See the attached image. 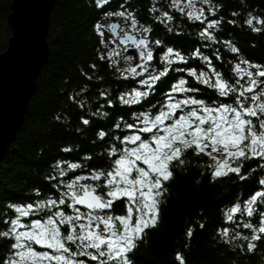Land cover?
<instances>
[{
  "label": "snow or ice",
  "instance_id": "1",
  "mask_svg": "<svg viewBox=\"0 0 264 264\" xmlns=\"http://www.w3.org/2000/svg\"><path fill=\"white\" fill-rule=\"evenodd\" d=\"M112 3L94 0V10L120 18L124 29L97 22L93 30L101 46L112 48L97 59L114 68L119 94L114 101L110 82L98 92L106 103L97 100L99 107L87 112L78 97L88 95L90 87L69 97L83 125L76 133L95 129L89 143L98 151L61 147V153H75L76 159L50 162V171L27 202L0 201V264H136L135 253L161 223L168 185L177 167L187 166L189 152L207 158L202 175L213 181L235 177L233 184L244 185L254 178L247 198L238 193L221 209L213 235L225 245L242 242L238 250L255 254L264 241V61L249 60L233 39L222 37L224 24L236 26L237 13L222 20V5L214 6L212 0H169L164 8H148L155 19L145 26L132 0H120L116 10L105 11ZM178 17L197 28L187 37L196 41L187 53L167 38L152 39L155 25H171L165 32L182 36L174 31ZM243 25L264 35V15L249 12ZM89 67L98 71L95 63ZM81 74L93 82L91 75ZM116 107L130 114L121 112L109 127V109ZM249 163L254 164L251 177L244 171ZM206 225L204 220L198 227L202 231ZM195 231V224L186 229L189 241ZM174 259L187 264L179 251Z\"/></svg>",
  "mask_w": 264,
  "mask_h": 264
},
{
  "label": "trees",
  "instance_id": "2",
  "mask_svg": "<svg viewBox=\"0 0 264 264\" xmlns=\"http://www.w3.org/2000/svg\"><path fill=\"white\" fill-rule=\"evenodd\" d=\"M11 1L0 0V52L6 49L11 34L6 22ZM212 2L214 6L222 5L219 11V18L222 20L232 19L230 14L237 13L236 26L224 24L222 37L233 39L249 60L264 61V35L251 33L243 25L249 12L264 15V0ZM119 3L120 0H113L105 11L116 10ZM168 3L169 0H132V7L145 26H152L151 21L155 17L149 15L148 8L152 5L164 8ZM182 20L183 17H178L174 26V31H181L182 36L174 37L166 33L165 28L171 25H155L152 39L167 38L168 43H174L177 49H183L187 53L196 45L195 39L187 37L189 34L194 36L197 28H190L187 22L181 23ZM113 21L120 23V30L124 29L125 23L120 18L101 15L94 10V0H56L50 14L47 35L50 50L48 60L37 76V89L29 101L23 123L0 162V201L27 202L32 196L33 187L41 184L50 171V162L56 159L71 162L76 159L75 153H61V147L75 148L80 145L86 151H98L92 149L89 143L94 139L95 129L76 133L75 129L83 128V125L76 119V105L69 106V97L80 88L90 87L92 91L86 96H79L78 102L84 101L86 112L95 110L99 107L97 100L100 104L106 103L100 100L98 92L104 91L111 82L112 88L108 90L115 101L119 94L114 91L117 74L110 62L104 63L97 59L98 53L106 55L112 48L110 46L105 49L101 46L100 38L93 30V25L97 22L107 26ZM219 47L223 50L222 45ZM160 54L157 52V59ZM225 60H230L227 54ZM92 63L97 65L98 71L89 67ZM120 66L127 65L121 63ZM82 71L93 77L91 84L85 80ZM224 71H229L227 65ZM101 79L104 81L103 85L99 83ZM166 86L161 85L162 88ZM121 90H124L123 85ZM109 111L112 112V120L107 125L109 127L121 112L126 117L130 114L120 107ZM70 114L71 118L66 119ZM57 116L60 117L59 120L56 119ZM185 160L187 166L183 169L177 167L175 179L168 185L170 196L162 208L161 223L158 228L146 234L135 253L136 264H177L174 257L178 251L185 256L187 264H264V241L259 243L256 253L251 254L238 250L242 242L225 245L213 235L220 226L221 209L236 200L238 193L239 198H247L255 186L254 178L244 185L233 184L235 177L213 181L207 175H202L205 172L204 164L209 162L206 157H196L189 152ZM253 167L254 164L249 163L244 168L250 177L253 175L250 171ZM259 174L257 170V175ZM201 210L203 215L198 216L197 213ZM116 211L120 213L122 209L117 208ZM204 220H207V225L201 231L198 224ZM194 224L196 231L189 241L185 232ZM8 243L3 242L5 247ZM2 251L4 247H0V252Z\"/></svg>",
  "mask_w": 264,
  "mask_h": 264
},
{
  "label": "water",
  "instance_id": "3",
  "mask_svg": "<svg viewBox=\"0 0 264 264\" xmlns=\"http://www.w3.org/2000/svg\"><path fill=\"white\" fill-rule=\"evenodd\" d=\"M56 0H12L6 22L11 34L0 52V162L19 131L36 79L49 57L47 35ZM117 23L118 21H113Z\"/></svg>",
  "mask_w": 264,
  "mask_h": 264
}]
</instances>
